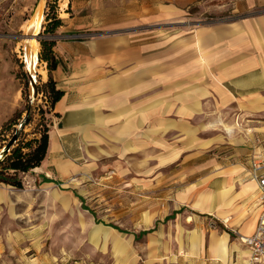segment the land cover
<instances>
[{
  "label": "crops",
  "instance_id": "obj_1",
  "mask_svg": "<svg viewBox=\"0 0 264 264\" xmlns=\"http://www.w3.org/2000/svg\"><path fill=\"white\" fill-rule=\"evenodd\" d=\"M62 1L52 36L94 37L54 40L49 75L62 95L46 155L20 188L59 185L76 161H219L202 163L216 168L177 197L179 210L131 235L185 208L192 223L174 238L177 263L254 264L239 238L252 236L259 213L248 163L264 154V0ZM204 14L229 20L190 24ZM12 198L0 184V210Z\"/></svg>",
  "mask_w": 264,
  "mask_h": 264
},
{
  "label": "rangeland",
  "instance_id": "obj_2",
  "mask_svg": "<svg viewBox=\"0 0 264 264\" xmlns=\"http://www.w3.org/2000/svg\"><path fill=\"white\" fill-rule=\"evenodd\" d=\"M36 1L0 0V151L16 132L10 149L38 137L39 125L46 120L51 125L45 99L39 93L32 96L20 44ZM62 2L45 0L38 44L50 40L44 34L46 19L51 13L62 14ZM228 20L229 15L204 14L190 24ZM39 52L38 45L37 56ZM38 65L46 73L39 59ZM45 80L32 75L36 87ZM250 138L254 140L255 134ZM204 162L219 161H76L75 173L55 179L59 185L13 188L18 198L0 210V264H180L173 258L179 251L174 238L184 221L192 223L185 208L174 220L139 239L131 234L179 210L182 204L177 197L187 188L197 189L196 179L204 170L206 174L216 168L202 166ZM62 200L67 201L66 207Z\"/></svg>",
  "mask_w": 264,
  "mask_h": 264
},
{
  "label": "trees",
  "instance_id": "obj_3",
  "mask_svg": "<svg viewBox=\"0 0 264 264\" xmlns=\"http://www.w3.org/2000/svg\"><path fill=\"white\" fill-rule=\"evenodd\" d=\"M59 25L60 20L57 19L54 13H51L46 19L44 34L48 36L54 35V31ZM53 45V40L39 41L40 52L38 59L45 64L46 80L39 87H36L37 93L41 94L43 99H45L44 103L47 105L46 110L49 113V119H51V111L54 104L62 95L61 91L56 89L55 83L49 75L58 65V60L52 53ZM39 126H41V129L38 132V137L10 149L7 155L0 160V184L19 189L21 187L19 176L29 173L40 166L46 155L50 121L46 120L43 125ZM144 234L145 232H141L138 236H143Z\"/></svg>",
  "mask_w": 264,
  "mask_h": 264
},
{
  "label": "built area",
  "instance_id": "obj_4",
  "mask_svg": "<svg viewBox=\"0 0 264 264\" xmlns=\"http://www.w3.org/2000/svg\"><path fill=\"white\" fill-rule=\"evenodd\" d=\"M87 35H72L65 37L50 36V40L63 39L78 41ZM259 143V140H256ZM249 180L256 185V203L259 213L251 237L239 238V242L245 245L249 251L250 261L254 264H264V154H254L248 163Z\"/></svg>",
  "mask_w": 264,
  "mask_h": 264
},
{
  "label": "bare ground",
  "instance_id": "obj_5",
  "mask_svg": "<svg viewBox=\"0 0 264 264\" xmlns=\"http://www.w3.org/2000/svg\"><path fill=\"white\" fill-rule=\"evenodd\" d=\"M62 9L65 7V1L62 2ZM42 20L41 8H37L33 16L28 20L27 25L23 27L24 35L21 37V48L24 52V61L28 73L32 76L37 73L42 78L46 77L45 71L39 67L37 59L38 43L34 40L37 35L39 25Z\"/></svg>",
  "mask_w": 264,
  "mask_h": 264
},
{
  "label": "water",
  "instance_id": "obj_6",
  "mask_svg": "<svg viewBox=\"0 0 264 264\" xmlns=\"http://www.w3.org/2000/svg\"><path fill=\"white\" fill-rule=\"evenodd\" d=\"M44 2H45V0H37L36 1V3H35V5H34V7H33V9H32V12H31V14H30V17L28 18V19H30L32 16H33V14H34V12H35V10L37 9V8H41V14L43 13V7H44ZM36 37L37 36H34L33 38H34V40L36 41ZM39 45V44H38ZM37 59H38V56H37ZM27 76H28V80H29V83H30V87H31V90H32V96L34 97L35 95H36V93H37V90H36V86L32 83V76L29 74V73H27ZM25 122V121H24ZM24 125V124H23ZM23 125H20L19 126V128H20V130H21V128H22V126ZM16 137H17V132L7 141V143L3 146V148H2V150L0 151V160L8 153V151H9V149H10V147H11V145L14 143V141L16 140Z\"/></svg>",
  "mask_w": 264,
  "mask_h": 264
}]
</instances>
